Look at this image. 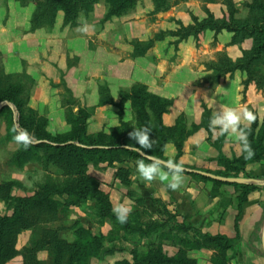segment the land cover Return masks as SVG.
I'll use <instances>...</instances> for the list:
<instances>
[{"label":"trees","instance_id":"obj_1","mask_svg":"<svg viewBox=\"0 0 264 264\" xmlns=\"http://www.w3.org/2000/svg\"><path fill=\"white\" fill-rule=\"evenodd\" d=\"M100 0H14L21 7L29 4L34 6L30 16V31L51 28L54 26L58 13L62 14V26L76 28L80 15L87 17ZM107 11L101 19L102 23L109 22L114 17H119L129 10H132L138 0H104ZM153 12L163 13L174 5L185 3L189 0H151ZM205 4H221L224 9L219 17L204 8L205 18L198 19L191 16V24L183 26L176 22L175 31H161L145 42L136 40L129 41L132 47L131 57H143L151 50L155 43L162 42L166 38H175L172 45L176 48L179 43L192 38L196 47L203 40L206 32L216 36L221 32L232 35L231 45L241 46L249 42L248 49L241 50V56L232 61L225 53H219L215 61L205 64L204 82L210 88H214L218 82L226 77L231 78L236 72L243 75L242 87L243 97L247 89L253 88L255 93H264V0H247L243 7L247 10L244 18L237 17V7L233 0H202ZM13 75L5 74L0 69V104L8 103L0 109V115L6 113L7 135L16 134L13 131L27 130L35 137L38 144H32L26 150L23 145H19V153L15 157L14 163L19 166L29 161H40L38 151L44 152L47 164L62 172L65 176L73 178L71 182L59 189L51 190L50 186H44L40 193L30 197L16 198L12 202L9 196L11 183L0 185V203H12V213L10 215L0 214V264L15 263L20 259V264H46L40 259V254H45L48 264H85L86 258L93 256L101 248L98 238L90 232L77 227L76 239L67 242L60 236V228H49L47 225L58 220L60 203L54 200V196L66 194L75 196L78 199L90 200L98 207V215L103 218L115 220L111 214L109 198L99 190V184L95 179L90 178L88 167L98 168L101 164L112 167L113 164H122L127 159H134L144 163L149 160L140 154L124 149V145L132 143L128 133L133 128L146 126L151 129L150 139L154 140L149 155L166 161L163 157L164 147L167 143H172L176 150V158L182 154L184 142L198 128L191 126L187 128L184 118L180 115L173 126L165 127L162 117L172 107L171 100L162 98L152 93L145 85L133 84L128 89L119 90L118 103L112 100L107 85L98 86V107L110 105L117 108L119 124L115 128L109 129L108 134L97 133L89 136L86 133V121L88 116L83 110L76 114L71 109L65 111V122L69 126V131L63 134L51 136L46 130V119L41 117L36 111L28 107L30 91L21 81H10ZM129 106L132 112V121H124L123 115L126 107ZM254 119L248 127L240 129L247 132L248 142L254 152L250 159H245L244 154L237 158L226 159L219 155L217 163L224 168L227 174L216 175L228 178L234 173V178L249 179L245 174V167L253 162L264 160V115L261 121L255 111H252ZM210 111L203 105L200 127H202L208 137L212 131L210 121L212 119ZM12 136V138H13ZM209 140V138H208ZM167 170V168H163ZM193 178L202 181H210L214 185H229L236 192V203L238 216L241 213L242 205L247 202L248 196L259 186L254 184H227L214 181L212 179L199 176L189 171L184 172ZM208 173V172H206ZM215 175V174H214ZM114 178L126 189L130 188L129 171L118 168L114 172ZM59 192V193H58ZM239 192V193H238ZM129 194V190H127ZM237 225V222H236ZM31 231V240L28 246L18 250L16 241L22 231ZM202 238L208 243H218L223 251L230 248L233 240L222 236L203 235ZM187 249H200L202 246L193 244H183ZM182 261H185L182 258ZM115 264H180L175 258H164L162 261L155 258L145 257L143 261L117 262Z\"/></svg>","mask_w":264,"mask_h":264},{"label":"crops","instance_id":"obj_2","mask_svg":"<svg viewBox=\"0 0 264 264\" xmlns=\"http://www.w3.org/2000/svg\"><path fill=\"white\" fill-rule=\"evenodd\" d=\"M204 8L215 17H219L223 11L219 4L203 5L199 0H191L174 6L167 13L156 14L151 20L142 13L137 14L134 19L120 23L118 32L110 35L109 28H113L114 24L121 20L114 19L103 29L94 30L93 22L100 21L107 11L104 2L100 0L93 12L84 17L86 21L78 19L76 28H61L56 25L48 32L37 30L33 33H29L28 28H24L22 31L24 34L19 39L13 42L6 41L0 45V54L5 59L4 71L6 74H22L24 63L38 59H48L56 63L58 69L62 71L67 88L75 98H79V103L73 106V114L88 105L96 113L105 112L106 106H97L99 85L105 83L111 92L113 83L116 85L115 88L123 90L137 83L145 85L152 93L173 102L172 107L162 117L165 127L173 126L180 115L183 116L188 128L198 127L184 142L180 157L176 158L173 144L167 143L163 152L164 159L181 164L186 171H196V168L191 167H200L201 169L197 170L200 172L222 170L223 167L216 161L217 156L222 155L230 159L232 153L227 147L225 148L224 144L222 146L217 143L216 146L213 140H208V134L199 126L203 105L207 107L212 117L218 111L228 108L235 109L237 112L246 109L251 114L255 111L258 120L261 121L264 115V97L254 94L251 87L243 97L241 84L243 75L237 72L231 78L221 79L214 88H210L204 82L203 61L211 60L219 53H225L229 59L235 61L241 56L240 48L248 49L249 42H245L240 47L234 46L230 44L232 37L230 33L221 32L214 41V34L206 32L199 46L196 47L193 39L188 38L175 48L168 44L176 39L168 37L155 44L145 56L136 58L131 57L129 46H122L123 50H118L116 47L117 44H123L125 40L144 42L158 32L175 31L176 22L188 26L192 23L191 16L198 19L205 18ZM85 26H88L87 30L82 31L81 29ZM164 50H166L165 53ZM200 59H203L202 62ZM11 65L15 66L12 70ZM42 81L44 80H38L37 84L41 85L40 90L38 87L35 89V95L40 93L42 102H34L35 99L32 97L28 101V107L38 113V109L44 108L50 96L47 83ZM114 102H117V97L114 98ZM57 109L56 113L61 115L63 121L60 132L63 134L69 131V126L65 122L66 110L60 109V106ZM48 113L52 114L49 107ZM126 116L127 121H132L130 115L126 114ZM115 117L113 114L112 118L107 120L108 128L118 126ZM51 119L52 117L49 120ZM250 123L251 121L242 118L239 125L248 127ZM212 128L220 132L218 128L214 126ZM228 132L232 133L231 130ZM115 166L114 163L102 173L103 177L107 174L110 176L113 188H116L118 184V181L114 180ZM162 171L167 170L162 169ZM245 174L250 177L246 180L251 181L250 184L259 186V189L250 193L247 202L242 205L239 218H237L235 199L237 195H233L232 200L227 201L226 204H224L226 201L216 195L211 198V201H219L220 206L224 208L222 216L220 219L211 220L210 225L204 224L199 228L204 234L219 235L234 241L237 257L233 260V264H264V160L248 164L245 167ZM95 178L99 180L98 177ZM194 179L184 173L182 184L176 190L168 188V181H163L165 185L159 190L160 194L162 193L161 199L164 201L170 197L174 198L179 207L183 205L185 213L190 208V214L192 212L194 216L195 209L192 207L190 194L195 183ZM103 182L106 183V181ZM231 190L233 194L234 189ZM210 206L212 207L209 204L207 208ZM206 212L207 215L202 217L204 219L211 215L209 211Z\"/></svg>","mask_w":264,"mask_h":264},{"label":"rangeland","instance_id":"obj_3","mask_svg":"<svg viewBox=\"0 0 264 264\" xmlns=\"http://www.w3.org/2000/svg\"><path fill=\"white\" fill-rule=\"evenodd\" d=\"M102 1L105 4V1ZM199 1L205 5L202 0ZM246 1L247 0H233L238 10V18H244L247 15V10L243 7V3ZM219 5L221 9H224L221 4ZM105 7L107 9L106 4ZM171 8L162 14L169 12ZM33 10L34 6L32 4L21 7L18 3L14 2V0H0V45L6 41L13 42L19 39L20 36L24 34L22 33L24 28H28L29 33H33L29 29V20ZM141 13L150 20L153 19L156 14H160L153 12L151 0H138L136 6L132 10L110 20L118 19L121 21L115 23L113 28H109L108 34L112 35L113 32H118L117 29L120 28V23H126L134 19L137 14L140 15ZM79 19H85L86 21L83 15H80ZM107 23L108 22L102 23L101 20L95 21L93 22V29L96 31L103 29ZM56 25L57 27L60 26L64 28V26H62L61 13H58L53 27H44L39 30L48 32ZM71 33L73 32L71 31ZM153 36L154 35H152V37ZM122 46H129L132 52V47L126 40L123 44H117L116 47L118 50H123ZM168 46L173 45L169 43ZM165 52L166 50H164V53ZM215 57L211 60L203 61L204 68L205 64L215 61ZM201 60L203 59H200V61ZM4 61V57L0 54V69L6 74L4 71ZM22 67V74H8L14 76L10 81H21L24 86L29 89L31 94L30 97L35 99L34 102L37 103L42 102L40 93L35 95L36 87L40 90L41 86L40 84L37 85L38 80H44L42 82L47 83L50 96L44 108L38 110L41 117L46 119L47 132L50 131L48 133L51 136L62 134L60 132L63 128V121L61 115L56 113L58 112L57 107L60 106V109L72 110L73 106L79 103V98H75L67 88L66 83L63 81L62 71L58 69L56 63H52L48 59H38L36 61L24 63ZM14 68V65L10 66L11 70ZM115 86V83H113L112 92L109 88L108 90L112 100L114 101V98L117 97L116 103H118V92L121 89H117ZM256 94L260 95L258 97H264V93ZM43 100H45L44 97ZM4 106H6V103L0 104L1 108ZM48 107L50 111H52L51 115L48 113ZM106 107L107 108L104 110L105 112L98 111L97 113L89 105L82 109L88 116L86 121L87 135L94 136L97 133L108 134L111 128H108L107 120L111 119L113 114L116 116L115 118L119 124L117 108L110 105H106ZM129 113L132 117V112L129 106H127L125 116L123 117L124 121H127L128 118L126 114L129 115ZM51 117L52 119L49 120ZM7 121V114H1L0 185L11 183L9 196L12 198V202L18 197H30L36 193H40L42 188L46 185L50 186L51 190L54 189V191H59L65 183L73 180V178L65 176L62 172L47 164L43 151L37 152V155L41 157L40 161H29L21 166L14 163L15 157L19 153L20 144L13 140L12 133L10 136L7 135ZM188 129H190V127ZM236 137L237 133L226 132L221 134V132L212 129L209 140H213L216 146L217 143L222 144V146L224 144L225 148L227 147L232 153L231 160L242 154L241 144ZM35 143L38 144V142ZM220 156L226 158L225 156ZM218 157L219 155L217 158ZM123 159L126 162L116 164L115 168H124L129 171L131 186L128 189L122 187L117 181V187L113 188V182L110 176H108V174L104 175V177L102 176L104 170L108 168L106 164H101L96 169L89 166L87 175L95 180V177H98L99 180L96 181L99 184V190L106 194L108 198L109 196L111 197L109 198V202L112 215L116 217L114 210L118 206L130 209L125 223H119L117 218L115 220H110L100 217L98 215V207L90 200L78 199L75 196H68L66 194L54 196V200L60 203L58 220L49 223L47 226L49 228H60V236L70 243L76 239L75 230L77 227L90 232L92 235L96 236L100 242L101 248L96 251L93 256L86 258L85 264H115L121 261L132 263L134 260L143 261L145 257L155 258L159 261H162L164 258H175L180 264H233V260L237 257L236 244L234 241L231 242L229 249L223 251L218 243L206 242L202 236L209 234L202 233V229L199 227L204 224L210 225L211 220L220 219L223 214L224 208L220 206L219 201L212 202L211 198L219 195L223 201H226L224 202V204H226L227 201L230 202L232 200L233 195H237L234 188H229L224 185H214L210 181H202L195 178V183L190 192L192 207L195 209H193L195 214L192 216L193 214L192 212L190 214V208L185 213L183 205L181 204V207H179L174 198L170 197L164 201L161 199L160 196L162 193L160 194L159 190L165 183L161 181L159 177L154 178L152 181H145L140 177L137 169L140 161L127 159L126 157H123ZM191 168H196V171L201 169L200 167ZM204 172L220 176L227 174L224 168L222 170L217 169L215 171L210 170ZM233 176L234 173L229 174L228 178H234ZM240 176L241 174H239V178H241ZM114 180L116 179L114 178ZM103 181H106V183ZM231 189H234L233 194ZM127 190H129V194H127ZM209 204L212 205V207L210 206V208H207ZM11 205L12 203L9 202H1L0 214L10 215L12 213ZM206 211H209L211 215H209V218L207 217L204 219L202 217L207 215ZM30 240L31 231H22L17 237L16 248L20 250L28 246ZM185 243L202 246V248L189 250L183 245ZM39 256L40 259L48 264V259L45 254H40ZM182 258H184L185 261H182ZM9 264H20V259H17L15 263L11 262Z\"/></svg>","mask_w":264,"mask_h":264},{"label":"clouds","instance_id":"obj_4","mask_svg":"<svg viewBox=\"0 0 264 264\" xmlns=\"http://www.w3.org/2000/svg\"><path fill=\"white\" fill-rule=\"evenodd\" d=\"M87 27L88 26H85V28L81 30L86 31ZM129 115L131 114L129 113ZM242 118L252 121L254 116L246 109L237 112L235 109L228 108L224 111H218L211 119L210 124L218 128L221 134L229 130L233 133H237L236 139L241 144V152L244 154L245 159H250L254 155V152L248 142L247 132L239 128V122ZM13 131L16 133L13 136V140L18 144H22L25 150L36 142L35 137L27 130H17L14 127ZM151 134V129L146 126L133 128L128 133V137L132 143L125 144L124 149L136 152L149 160L147 164L141 160L137 166L138 173L143 180L152 181L154 178L159 177L161 181H168V188L176 190L181 186L183 174L186 170L179 163L172 160L161 161L149 155L147 151H142L152 149L154 140L150 139ZM163 168H167V171H162ZM114 211L119 223L123 224L127 221L130 209L118 206Z\"/></svg>","mask_w":264,"mask_h":264},{"label":"water","instance_id":"obj_5","mask_svg":"<svg viewBox=\"0 0 264 264\" xmlns=\"http://www.w3.org/2000/svg\"><path fill=\"white\" fill-rule=\"evenodd\" d=\"M6 106H9V104L6 103ZM34 144H37V143H34ZM189 172L195 173L199 176H203V177H206V178H209L214 181L221 182V183H227V184H250L252 183L251 181L242 179V178H224V177H220V176H216V175H212V174L200 172V171H189Z\"/></svg>","mask_w":264,"mask_h":264}]
</instances>
